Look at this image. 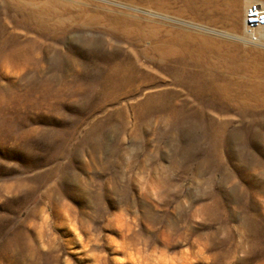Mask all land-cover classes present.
Listing matches in <instances>:
<instances>
[{"label": "rangeland", "instance_id": "374dc122", "mask_svg": "<svg viewBox=\"0 0 264 264\" xmlns=\"http://www.w3.org/2000/svg\"><path fill=\"white\" fill-rule=\"evenodd\" d=\"M248 3L0 0V264H264Z\"/></svg>", "mask_w": 264, "mask_h": 264}, {"label": "built area", "instance_id": "2783aa9c", "mask_svg": "<svg viewBox=\"0 0 264 264\" xmlns=\"http://www.w3.org/2000/svg\"><path fill=\"white\" fill-rule=\"evenodd\" d=\"M245 27L254 41H259L264 34L260 35L258 32H264V1L262 0H249L245 11Z\"/></svg>", "mask_w": 264, "mask_h": 264}, {"label": "bare ground", "instance_id": "6f19581e", "mask_svg": "<svg viewBox=\"0 0 264 264\" xmlns=\"http://www.w3.org/2000/svg\"><path fill=\"white\" fill-rule=\"evenodd\" d=\"M261 35H263L264 34V32H262V30H261V33H260Z\"/></svg>", "mask_w": 264, "mask_h": 264}]
</instances>
